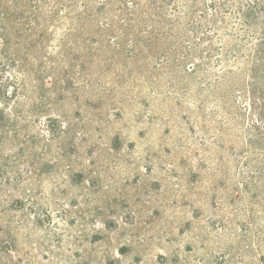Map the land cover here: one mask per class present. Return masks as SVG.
I'll list each match as a JSON object with an SVG mask.
<instances>
[{
	"label": "rangeland",
	"instance_id": "obj_1",
	"mask_svg": "<svg viewBox=\"0 0 264 264\" xmlns=\"http://www.w3.org/2000/svg\"><path fill=\"white\" fill-rule=\"evenodd\" d=\"M1 29L0 264H264V0H0Z\"/></svg>",
	"mask_w": 264,
	"mask_h": 264
},
{
	"label": "trees",
	"instance_id": "obj_2",
	"mask_svg": "<svg viewBox=\"0 0 264 264\" xmlns=\"http://www.w3.org/2000/svg\"><path fill=\"white\" fill-rule=\"evenodd\" d=\"M6 35H5V33H4V30H0V39L1 40H4ZM261 40H264V39H261ZM5 42V41H4ZM263 45V47H259L258 49L261 51V53H260V55H259V58L257 57V59H256V64H258L259 66H257L258 68H257V72L255 73V74H253V79L254 78H257V77H259V75H260V73H264V42L262 43H260L259 44V46H262ZM1 118H2V116L0 117V120H1ZM256 129V128H255ZM263 139H264V136H263Z\"/></svg>",
	"mask_w": 264,
	"mask_h": 264
}]
</instances>
